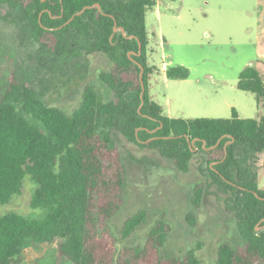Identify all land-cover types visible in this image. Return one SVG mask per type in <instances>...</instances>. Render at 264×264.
I'll list each match as a JSON object with an SVG mask.
<instances>
[{"label":"trees","instance_id":"trees-1","mask_svg":"<svg viewBox=\"0 0 264 264\" xmlns=\"http://www.w3.org/2000/svg\"><path fill=\"white\" fill-rule=\"evenodd\" d=\"M156 3L0 0L11 9L8 15L21 12L34 40L48 44L45 53L56 63L67 66L78 57L102 53L111 67L100 71L98 79L113 94L106 99L88 84L81 104L68 114L20 83L15 72L0 88V206L20 194L29 177L36 185L31 207L38 214H0V264H23L26 250L53 243L57 246L36 264H203L194 250L180 258H160L170 231L163 220L151 228L143 248L118 250L109 221L125 203L126 170L115 130L156 149L183 173L190 171L196 152L204 153L209 176L228 193V208L237 214L244 239L237 246L222 243L213 264H264V188L252 164L264 151L263 74L250 64L237 85L256 94L258 118H241L235 108L231 118L166 115L149 92L154 68L148 60L146 13ZM165 72L175 79L190 74L183 65ZM239 146L241 155L236 153ZM203 192V186L195 187V206ZM145 220L144 211L129 217L121 237L130 236Z\"/></svg>","mask_w":264,"mask_h":264},{"label":"rangeland","instance_id":"rangeland-1","mask_svg":"<svg viewBox=\"0 0 264 264\" xmlns=\"http://www.w3.org/2000/svg\"><path fill=\"white\" fill-rule=\"evenodd\" d=\"M10 11L6 4L0 5V88L15 72L20 83L68 114L81 104L88 84H94L106 99L113 97L98 79L100 71L111 67L102 53L81 56L62 66L45 53L47 43L34 40L21 12L8 15ZM146 25L148 60L154 68L149 92L167 115L231 118L235 108L241 118L260 116L256 94L237 85L242 70L250 64L264 78V0H157L146 13ZM177 65L190 70L188 78L166 76L165 67ZM113 137L126 170L125 203L109 221L118 250L143 248L160 220L170 227L160 249L161 259L180 258L194 250L203 264H213L222 243L237 246L244 242L238 216L228 208V193L210 178L204 153L196 152L190 171L183 173L156 149L142 147L118 130ZM242 151L243 147L236 148L237 155ZM252 164L264 188V151L253 157ZM196 186L204 188L199 206L192 202ZM35 188L26 178L22 192L1 205L0 214L38 215L31 207ZM140 211L146 213L145 222L122 238L125 221ZM56 246L41 244L26 250L23 264H36Z\"/></svg>","mask_w":264,"mask_h":264},{"label":"water","instance_id":"water-1","mask_svg":"<svg viewBox=\"0 0 264 264\" xmlns=\"http://www.w3.org/2000/svg\"><path fill=\"white\" fill-rule=\"evenodd\" d=\"M98 6H99V4H97ZM88 6H86V7H84L80 12H78L77 14H81L86 8H87ZM74 18V16L72 17V19ZM71 19V20H72ZM118 30H121V31H124V28L123 27H117V26H115V31H118ZM139 49H140V51H139V54H141V51H142V43L141 42H139ZM132 54H135V52H129V56H131ZM143 72H144V67L143 66H141V79H142V74H143ZM142 87H143V90H142V95L144 94V92H145V84H144V81L142 80ZM144 103V102H143ZM142 103V104H143ZM233 141V140H232Z\"/></svg>","mask_w":264,"mask_h":264},{"label":"crops","instance_id":"crops-1","mask_svg":"<svg viewBox=\"0 0 264 264\" xmlns=\"http://www.w3.org/2000/svg\"><path fill=\"white\" fill-rule=\"evenodd\" d=\"M165 71H166V67H165V69H164ZM164 113H165V110H164ZM166 114V113H165ZM167 115V114H166ZM169 116V115H168Z\"/></svg>","mask_w":264,"mask_h":264}]
</instances>
